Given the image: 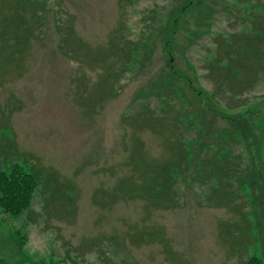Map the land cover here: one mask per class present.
<instances>
[{"label":"rangeland","instance_id":"obj_1","mask_svg":"<svg viewBox=\"0 0 264 264\" xmlns=\"http://www.w3.org/2000/svg\"><path fill=\"white\" fill-rule=\"evenodd\" d=\"M234 1L0 0V169L37 182L0 264H264V0Z\"/></svg>","mask_w":264,"mask_h":264},{"label":"trees","instance_id":"obj_2","mask_svg":"<svg viewBox=\"0 0 264 264\" xmlns=\"http://www.w3.org/2000/svg\"><path fill=\"white\" fill-rule=\"evenodd\" d=\"M234 1V0H232ZM214 2L220 3V0H214ZM235 2V1H234ZM18 3V2H17ZM20 7H22L23 3H18ZM192 7V3H187V6H184L182 9V14L185 16L189 13V9ZM223 8V7H222ZM224 9V8H223ZM236 9V8H233ZM172 12L168 14V16L163 15L164 17H167V22L163 23L161 25V30L165 31L166 28L170 29L172 26L170 25V19H172ZM210 19L213 17V11H210ZM182 16V17H183ZM241 16V15H240ZM242 17V16H241ZM202 15H198V24H201L202 22ZM177 23V20H174L172 24ZM210 24V22H208ZM163 26V27H162ZM159 32V33H160ZM165 50H168V45L165 44ZM135 51V50H134ZM134 51H126L123 50L122 54V64L126 65L128 62L132 59H135L136 55L134 54ZM12 53V52H11ZM133 53V54H131ZM172 57H169V63L172 70L173 68V62ZM261 69H264V55L261 56L260 59ZM186 85L188 86L187 82L185 81ZM170 86V83H169ZM203 89V88H202ZM205 91V90H204ZM166 169L170 171L172 169L176 170L178 167L175 165L167 164ZM168 167V168H167ZM171 181V177L165 176L163 179L164 185H173L169 183ZM37 187V182L34 176L31 175V172L27 171L24 167H22L20 164H13L9 165L4 169H0V212L10 215L12 217H16L23 213L25 210H27L30 207L31 198L33 193L35 192ZM252 261V262H251ZM250 261L251 264H260V261L256 258H253ZM249 263V264H250Z\"/></svg>","mask_w":264,"mask_h":264}]
</instances>
